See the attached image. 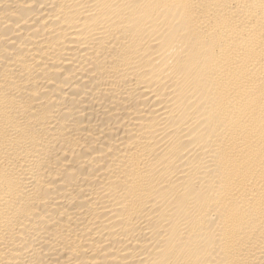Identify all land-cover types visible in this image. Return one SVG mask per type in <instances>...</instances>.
Wrapping results in <instances>:
<instances>
[{
  "label": "bare ground",
  "instance_id": "6f19581e",
  "mask_svg": "<svg viewBox=\"0 0 264 264\" xmlns=\"http://www.w3.org/2000/svg\"><path fill=\"white\" fill-rule=\"evenodd\" d=\"M0 264H264V0H0Z\"/></svg>",
  "mask_w": 264,
  "mask_h": 264
}]
</instances>
